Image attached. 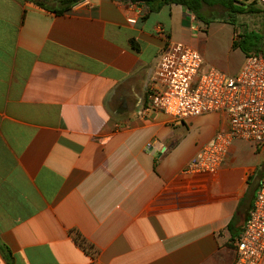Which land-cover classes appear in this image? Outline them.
Masks as SVG:
<instances>
[{
    "label": "crops",
    "instance_id": "0c3cea01",
    "mask_svg": "<svg viewBox=\"0 0 264 264\" xmlns=\"http://www.w3.org/2000/svg\"><path fill=\"white\" fill-rule=\"evenodd\" d=\"M234 38L180 5L150 14L84 0L56 14L0 0V264L1 246L14 264H234L228 226L250 184L258 190L264 158H242L236 141L217 172L189 173L227 117L139 113L167 44L234 76L246 57Z\"/></svg>",
    "mask_w": 264,
    "mask_h": 264
},
{
    "label": "built area",
    "instance_id": "2783aa9c",
    "mask_svg": "<svg viewBox=\"0 0 264 264\" xmlns=\"http://www.w3.org/2000/svg\"><path fill=\"white\" fill-rule=\"evenodd\" d=\"M258 2L264 4V0ZM205 66L203 55L194 47L183 42L167 44L151 74L148 103L139 112L143 116L161 112L177 122L207 114L227 117L228 129L218 132L189 163L187 171L194 174L217 172L238 140L264 148V52L246 56L234 76L215 66L204 71ZM146 149L151 152L154 142ZM234 246V264L264 263V177Z\"/></svg>",
    "mask_w": 264,
    "mask_h": 264
},
{
    "label": "trees",
    "instance_id": "16d2710c",
    "mask_svg": "<svg viewBox=\"0 0 264 264\" xmlns=\"http://www.w3.org/2000/svg\"><path fill=\"white\" fill-rule=\"evenodd\" d=\"M36 5L53 11L56 14H64L69 12L74 5L84 0H54L56 6L54 8L49 7L48 0H28ZM144 5L147 7L148 12L159 13L164 7L170 5H180L188 12L193 14L197 21L202 22L206 26H209L213 21H222L229 23L235 28L237 27L236 18L239 15L249 13L254 5L258 3L257 0L249 2L248 0H119ZM207 31V30H205ZM134 47L137 48L134 41L131 42ZM233 49L241 50L245 56H249L252 53L264 52V31L253 32L244 31L237 34V37L233 40ZM263 169V167H262ZM259 176L264 174V170L258 172ZM257 188L254 183L250 184L249 191L240 202L238 210L228 226V230L232 235L233 240L237 236V228L240 223L245 220V210L250 208L251 203L255 198ZM5 253L8 264H14V258L11 252L4 246H1Z\"/></svg>",
    "mask_w": 264,
    "mask_h": 264
},
{
    "label": "rangeland",
    "instance_id": "374dc122",
    "mask_svg": "<svg viewBox=\"0 0 264 264\" xmlns=\"http://www.w3.org/2000/svg\"><path fill=\"white\" fill-rule=\"evenodd\" d=\"M216 22H219L220 24H222V23L228 24L229 26H231L234 30L235 37H237V34L242 33L244 31H253V32H258V33L263 32L264 31V4L258 2L256 5L253 6V8L251 9V11L249 13L237 16V18H236L237 27L236 28L233 25H231L229 23H224L222 21L216 20V21H213L212 23H216ZM195 25L197 26V24H195ZM203 25H205V24H203ZM199 27H200V25H199ZM200 30H201V32L198 33L197 35L193 36V38L195 40L198 39V44L201 45V43L199 42V39L202 36L201 34L207 33V31H205L206 30L205 27L203 29L200 28ZM244 56H245V54H244ZM236 61H238V60H236ZM232 65H234L233 62H232ZM210 66H212V65L205 66L204 71H207V69ZM237 142H238V143H236L237 144V153L242 158H245L246 160H252V161H257L259 158H262V157L264 158V152H262L261 149H258L257 152H255V151H253L254 148L249 143H247L246 141L238 140ZM258 153H260V154H258ZM259 166H264V159L260 163Z\"/></svg>",
    "mask_w": 264,
    "mask_h": 264
}]
</instances>
